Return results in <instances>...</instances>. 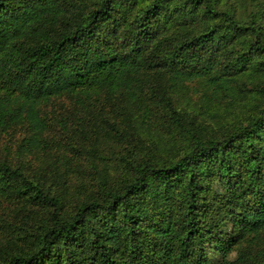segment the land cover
Segmentation results:
<instances>
[{"label": "trees", "instance_id": "1", "mask_svg": "<svg viewBox=\"0 0 264 264\" xmlns=\"http://www.w3.org/2000/svg\"><path fill=\"white\" fill-rule=\"evenodd\" d=\"M62 96L101 104L74 122L109 126L94 183L21 163ZM18 127L0 201L39 221L8 225L0 264H264V0H0V136Z\"/></svg>", "mask_w": 264, "mask_h": 264}, {"label": "rangeland", "instance_id": "2", "mask_svg": "<svg viewBox=\"0 0 264 264\" xmlns=\"http://www.w3.org/2000/svg\"><path fill=\"white\" fill-rule=\"evenodd\" d=\"M100 102L95 104V111L100 108ZM92 109L81 111L75 105V102L66 96L57 97L51 100L49 103L44 105L43 114L49 120L51 125V130L48 133V143L49 154L39 153L38 159L36 158H25L24 162L21 160L23 166L24 163H31L30 166L37 170L39 167H44L48 172V169H52V172H64L66 169L70 168L73 172L69 173V182L77 183L87 182L88 184L94 183V177L92 175L91 169L89 167V162L94 160L98 163V167L109 166L111 168V162L109 159L114 155L115 149L114 146H111L109 140H105L108 136L104 129L109 128L108 124L105 121H101V126H104L102 129L93 128L92 133H89L88 136L83 134L81 129L74 130L76 128L74 122L79 116L81 119H84L90 113ZM81 131V132H80ZM25 135V130L23 127H18L10 129L8 132L0 136V147L2 149V154L8 158L12 163L20 162V157L15 154V148L17 143ZM94 136V138H91ZM154 138V137H153ZM91 142L93 144H91ZM91 147V148H90ZM64 154L71 159V166L64 168L65 161L61 162V155ZM114 162V161H113ZM28 166V165H26ZM75 169H73V168ZM33 170H30L32 173ZM111 170V169H110ZM115 176L118 172L113 169ZM91 172V173H90ZM120 174H118L119 176ZM76 184V185H77ZM38 218H36V213L33 215L28 213L26 210H22L20 205L16 204L13 201H0V254L2 250L6 248L9 244V240L15 238V236L10 232V227L8 225H23L28 224L29 226L35 225L38 223ZM264 238V236H263ZM261 248L264 249V240L260 243ZM237 248L233 250L228 258L234 259L237 255ZM206 251L213 261H219L220 257L217 252H214L209 246L206 247ZM247 264H254L250 261Z\"/></svg>", "mask_w": 264, "mask_h": 264}]
</instances>
